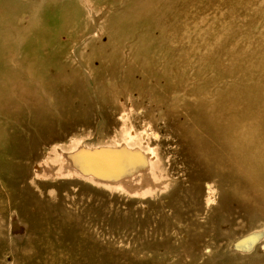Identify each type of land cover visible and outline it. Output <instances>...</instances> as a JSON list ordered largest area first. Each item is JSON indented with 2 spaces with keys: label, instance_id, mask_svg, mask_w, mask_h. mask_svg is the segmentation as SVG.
<instances>
[{
  "label": "rangeland",
  "instance_id": "374dc122",
  "mask_svg": "<svg viewBox=\"0 0 264 264\" xmlns=\"http://www.w3.org/2000/svg\"><path fill=\"white\" fill-rule=\"evenodd\" d=\"M0 264H264V0H0Z\"/></svg>",
  "mask_w": 264,
  "mask_h": 264
}]
</instances>
